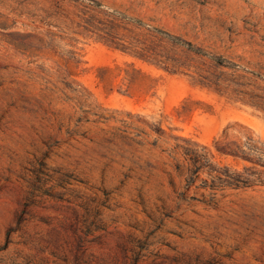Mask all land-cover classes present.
<instances>
[{
    "label": "rangeland",
    "instance_id": "obj_1",
    "mask_svg": "<svg viewBox=\"0 0 264 264\" xmlns=\"http://www.w3.org/2000/svg\"><path fill=\"white\" fill-rule=\"evenodd\" d=\"M264 264V0H0V264Z\"/></svg>",
    "mask_w": 264,
    "mask_h": 264
}]
</instances>
